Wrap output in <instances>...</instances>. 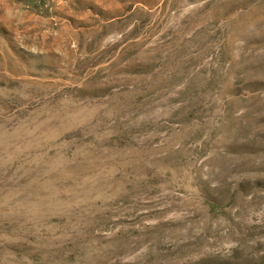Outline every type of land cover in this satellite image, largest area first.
Masks as SVG:
<instances>
[{
	"label": "rangeland",
	"instance_id": "rangeland-1",
	"mask_svg": "<svg viewBox=\"0 0 264 264\" xmlns=\"http://www.w3.org/2000/svg\"><path fill=\"white\" fill-rule=\"evenodd\" d=\"M0 264H264V0H0Z\"/></svg>",
	"mask_w": 264,
	"mask_h": 264
}]
</instances>
